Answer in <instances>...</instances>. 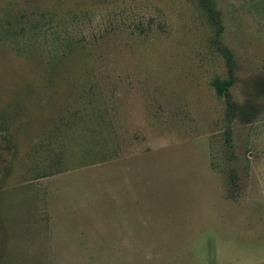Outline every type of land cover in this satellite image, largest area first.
<instances>
[{"label": "rangeland", "instance_id": "rangeland-1", "mask_svg": "<svg viewBox=\"0 0 264 264\" xmlns=\"http://www.w3.org/2000/svg\"><path fill=\"white\" fill-rule=\"evenodd\" d=\"M0 264H264V0H0Z\"/></svg>", "mask_w": 264, "mask_h": 264}, {"label": "trees", "instance_id": "trees-1", "mask_svg": "<svg viewBox=\"0 0 264 264\" xmlns=\"http://www.w3.org/2000/svg\"><path fill=\"white\" fill-rule=\"evenodd\" d=\"M211 85L214 89L215 95L218 98L221 97H226V91H227V87L229 86V82L226 80H218V79H214L211 82Z\"/></svg>", "mask_w": 264, "mask_h": 264}]
</instances>
